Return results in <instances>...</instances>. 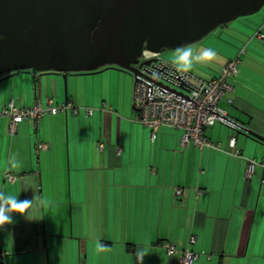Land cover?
<instances>
[{
  "label": "crops",
  "instance_id": "crops-1",
  "mask_svg": "<svg viewBox=\"0 0 264 264\" xmlns=\"http://www.w3.org/2000/svg\"><path fill=\"white\" fill-rule=\"evenodd\" d=\"M263 22L264 10L232 25V55L202 78L244 49L232 92L218 106L264 138ZM104 82L100 71L0 77V108L48 99L77 108L24 121L12 135L0 116V193L31 202L0 225V264H182L164 244L197 254L193 264H264L262 170L244 179L247 158L264 160V143L220 123L205 136L226 152L234 138L240 157L182 148L181 133L168 127L152 140L135 121L127 81L116 94Z\"/></svg>",
  "mask_w": 264,
  "mask_h": 264
},
{
  "label": "water",
  "instance_id": "water-1",
  "mask_svg": "<svg viewBox=\"0 0 264 264\" xmlns=\"http://www.w3.org/2000/svg\"><path fill=\"white\" fill-rule=\"evenodd\" d=\"M263 6L264 0H0V77L108 67L134 75L144 50L181 49Z\"/></svg>",
  "mask_w": 264,
  "mask_h": 264
},
{
  "label": "built area",
  "instance_id": "built-area-1",
  "mask_svg": "<svg viewBox=\"0 0 264 264\" xmlns=\"http://www.w3.org/2000/svg\"><path fill=\"white\" fill-rule=\"evenodd\" d=\"M254 36L261 38L259 31ZM243 53L244 49H241L235 57L226 61L215 77L204 79L166 61L160 54L144 50L139 59L140 66H135L137 72L132 75V108L135 121L149 129L152 140L159 128L168 127L181 133L182 148L193 145L199 150L208 148L225 151L220 144L211 142L205 136V130L217 123L237 130L236 125L218 104L232 92L231 80L238 73ZM146 62L149 65H145ZM76 109L70 100L58 105H54L50 99L45 103L37 100L30 107L17 106L10 101L0 108V116L8 119L9 133L12 135L17 125L24 121L37 124L46 116L75 112ZM85 113L91 116L93 109L86 108ZM38 148L47 150L49 145L39 144ZM228 148L226 153L240 157L234 138L229 141ZM256 168L262 170L261 183L264 185V160L247 158L244 179L250 180ZM7 180L12 181L14 178L7 176ZM176 194L180 195L181 190ZM164 248L169 256L180 253L182 264H193L197 259V254L179 250L173 244H164ZM3 256L0 254V260Z\"/></svg>",
  "mask_w": 264,
  "mask_h": 264
},
{
  "label": "rangeland",
  "instance_id": "rangeland-1",
  "mask_svg": "<svg viewBox=\"0 0 264 264\" xmlns=\"http://www.w3.org/2000/svg\"><path fill=\"white\" fill-rule=\"evenodd\" d=\"M262 10H264V6L260 11ZM245 18L246 17L238 18L237 20L227 25L221 26L209 33L200 41L181 49L172 51L163 50L160 55L164 59L168 60V62H170L171 60L176 61L179 53H181L183 50L190 49L192 52V56L185 57L183 65H187L188 61L191 60L190 68L194 71V74L200 77L206 76L212 73V71L216 70L223 61H225L230 57V55H232V42L230 39L229 28L237 22L244 20ZM209 49L213 50L216 54L211 59L203 56V53ZM197 57L200 58L197 59ZM100 72H102L103 80H105L103 84L105 90H109L113 94H116L117 92L122 93L125 90L126 81L130 88H132L133 76L131 74L119 70L116 67H108L106 69L100 70ZM221 105H223V103L219 104V106Z\"/></svg>",
  "mask_w": 264,
  "mask_h": 264
},
{
  "label": "clouds",
  "instance_id": "clouds-1",
  "mask_svg": "<svg viewBox=\"0 0 264 264\" xmlns=\"http://www.w3.org/2000/svg\"><path fill=\"white\" fill-rule=\"evenodd\" d=\"M215 52L211 49L206 50L203 53L204 57H207L209 59L213 58L215 56ZM192 52L190 49L183 50L181 53L177 56V64L183 67V62L185 60V57H191ZM200 57H197L199 59ZM187 67H191V60L188 61ZM0 202H2L3 206H0V225H3L5 223L11 222V215L10 213H21L23 214L25 209L29 207L31 204L30 201L24 200L20 201L16 196H12L10 194H4L0 193ZM103 247V245H101Z\"/></svg>",
  "mask_w": 264,
  "mask_h": 264
}]
</instances>
